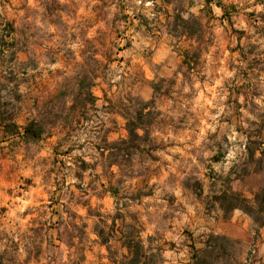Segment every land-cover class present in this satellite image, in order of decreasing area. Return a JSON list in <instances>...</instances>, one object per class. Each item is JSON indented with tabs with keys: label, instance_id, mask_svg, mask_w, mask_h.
Masks as SVG:
<instances>
[{
	"label": "rangeland",
	"instance_id": "1",
	"mask_svg": "<svg viewBox=\"0 0 264 264\" xmlns=\"http://www.w3.org/2000/svg\"><path fill=\"white\" fill-rule=\"evenodd\" d=\"M92 77V105L58 97ZM140 102L148 134L108 166ZM2 130L25 139L0 145V167L24 169L0 219L11 258L113 264L94 229L117 203L159 264H264V227L220 198L264 184V0H0Z\"/></svg>",
	"mask_w": 264,
	"mask_h": 264
},
{
	"label": "trees",
	"instance_id": "2",
	"mask_svg": "<svg viewBox=\"0 0 264 264\" xmlns=\"http://www.w3.org/2000/svg\"><path fill=\"white\" fill-rule=\"evenodd\" d=\"M95 77H92L88 80L86 86H84L85 78H80L76 81L77 91L73 95H68L66 92L62 91L59 93V98L66 99V97H72L73 103L71 106H74L76 103L77 107H85L88 103L91 105L95 101L90 87L94 84ZM85 91L83 92V88ZM140 106L135 113V116H130L126 122V130L128 132V140L118 139L115 142L110 143V154L108 166L116 165L121 168L125 161H130L131 156L139 148L140 136L136 132L138 129L142 130L144 134H148L149 126L143 122L144 115L142 108L149 106L150 102H140ZM65 103L63 102L62 105ZM75 107H73L74 109ZM45 131V127L41 120H31L24 127V136L32 135L39 136ZM126 144V145H124ZM121 145H124L123 147ZM114 193V192H113ZM223 201H227V205L230 209L239 208L244 213L248 214L253 223L256 225L257 229L264 227V184L261 189L253 194L252 199L243 197L239 193L229 192L227 196L226 193H223L220 197ZM116 209L114 214L109 217L110 223L107 225V218L99 216V222L101 225H96L94 233L100 239V242L103 245H106L108 252V257L113 264H159L162 259V248L159 244H154L153 237L148 236L147 242L142 240L138 229L140 227L135 225L136 219L132 220V223H126L125 217L121 212V208L118 207L116 203ZM117 220H120V227L116 225ZM108 228L109 233L105 234L104 229ZM116 232L120 234L118 240H120L121 247L125 249L124 254L118 255L117 251L111 250L108 245L110 239L116 237ZM203 251L201 250V253ZM84 256L81 255L74 264H79L83 260ZM197 260V256H195ZM264 262V261H263Z\"/></svg>",
	"mask_w": 264,
	"mask_h": 264
},
{
	"label": "crops",
	"instance_id": "3",
	"mask_svg": "<svg viewBox=\"0 0 264 264\" xmlns=\"http://www.w3.org/2000/svg\"><path fill=\"white\" fill-rule=\"evenodd\" d=\"M20 128H18L19 130ZM2 141L0 142V145L2 146V149L6 150L7 149V144L10 143L9 145H12V143L14 142L13 139L14 138H18L19 142H15L17 145H21V143L25 142L24 136L21 133L15 132H9V131H3L2 130ZM9 133V134H8ZM1 139V138H0ZM6 146V147H4ZM7 155L4 154V158L2 159V167H0V219H2L1 217L3 212H7L8 210L12 211L13 208V200L11 199L10 196V190L11 188H7V186L9 184H11L13 182L14 177L18 178L21 171H23V167L20 166L19 164H21L23 161L20 158L19 160H16L15 163L18 166V168L16 170H7L8 166V159L6 157ZM27 238L28 237H24ZM10 244L7 246L5 245V248L0 252V264H28L29 262V253L27 251V248L25 247L26 245L24 244L23 248L26 249V254L27 256L22 260L21 258H11V254H15V256L20 252L19 249V245L17 243H13L12 241H10ZM25 252V251H24ZM10 256V259L6 260V256L8 255Z\"/></svg>",
	"mask_w": 264,
	"mask_h": 264
}]
</instances>
